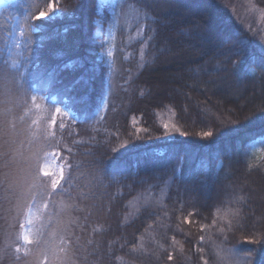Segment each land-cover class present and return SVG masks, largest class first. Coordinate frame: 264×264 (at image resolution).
I'll use <instances>...</instances> for the list:
<instances>
[{
  "label": "trees",
  "instance_id": "trees-1",
  "mask_svg": "<svg viewBox=\"0 0 264 264\" xmlns=\"http://www.w3.org/2000/svg\"><path fill=\"white\" fill-rule=\"evenodd\" d=\"M118 1L60 0L54 16L37 20L35 10L55 0H18L30 19L24 61L12 70L5 62L11 24L0 16V106L7 85L8 120L17 129L9 137L11 171H21L25 145L37 152L41 169L56 161L64 177L40 173L23 194L6 193L0 183V264L30 257L46 264L45 255L58 264L64 253L71 264H181L170 245L158 261L143 244L163 228L167 244L176 237L198 264L200 254L207 256L205 224L221 242L252 255L253 264H264V166L226 175L231 161H244L264 141V51L221 0ZM129 3L149 16L121 85L109 91L99 30L113 26L119 41ZM58 106L71 116L55 120ZM167 111L178 128L173 138L161 122ZM102 112L113 122L97 128ZM28 167L35 173L36 159ZM5 171L0 167V182ZM53 178L60 180L56 189ZM165 188L163 204L134 207ZM236 201L240 218L214 228L217 212ZM29 224L30 239L44 241L40 247L23 239Z\"/></svg>",
  "mask_w": 264,
  "mask_h": 264
},
{
  "label": "rangeland",
  "instance_id": "rangeland-1",
  "mask_svg": "<svg viewBox=\"0 0 264 264\" xmlns=\"http://www.w3.org/2000/svg\"><path fill=\"white\" fill-rule=\"evenodd\" d=\"M110 4H116L118 0H108ZM221 2L232 11L236 19L240 24L249 31L260 49L264 51V7L259 4L258 0H221ZM18 0H0V16H5L8 21H10V37L7 43V54H6V64L10 69H19L22 66L24 61V54L22 49L23 39L25 36L26 26L30 19L29 12L25 9L21 11V6L18 4ZM50 12L48 6L45 4L41 8L35 10L36 15H39V12ZM119 12V11H118ZM56 11L50 13L48 16H54ZM148 13L145 10L140 9L137 5L129 3L124 12L123 17V28L122 36L117 39L116 29L113 26L108 28L107 31H104L103 28L99 30V34L103 36V41L106 44L105 51L103 55L107 59V62L110 66V87L111 89L118 88V85H121V72L126 68L127 62L133 56V54L138 52L140 49V40L144 35L145 29V19L148 17ZM4 17V18H5ZM100 27L103 26V21L99 20ZM106 33V34H105ZM144 45V43L142 44ZM120 47V56L116 51L117 47ZM143 46H141L142 48ZM170 62V61H169ZM123 83V82H122ZM1 86V84H0ZM3 90L0 88V91ZM4 91V90H3ZM1 94V93H0ZM5 108L9 109L8 104L0 106L1 110ZM59 110V111H58ZM54 119L57 120L59 116H71V112L68 109H65L61 106L55 108L53 113ZM13 119L17 120V114L14 113ZM112 120L109 116H106L104 112L101 113V118L98 120L95 125L97 128L106 127L108 123L112 124ZM161 122L165 125L167 136L173 138L175 132L178 130L174 120L173 114L170 111L161 114ZM114 124V123H113ZM9 127L12 129V132L17 131L12 118L9 121ZM25 139L21 138V142L24 144ZM22 145V150H20V158L23 160V167L19 172V176H25L27 170L30 171L28 164L34 163L36 159L37 152L35 150H28L29 147H24ZM17 148H20L17 143ZM264 166V141L256 144L255 147L248 152L244 157V161H231L230 167L227 169V174L229 175L231 171H255L256 168ZM45 168L51 169L55 172L56 175L60 174L61 166H59L56 161L48 163ZM224 176L223 178H226ZM168 188L163 189L157 195H145L137 199L134 203V207L139 206V204L147 203L150 200L160 202L163 204L168 198ZM174 198H178V191L174 190ZM177 211V209H175ZM167 217L169 216L167 211H164ZM242 215L241 205L239 201H236V204L230 203L228 206L221 208L216 216L214 217L213 226L219 230L224 229L226 225H233L234 222L240 218ZM179 217V216H178ZM206 228L205 236L202 239L204 247L207 249V256L201 254L199 259H197L198 264H253L254 260L252 255L241 252L235 246L229 245L227 243L221 242L209 225H204ZM27 235L29 238L31 236V227L30 224L25 228L24 236ZM168 230L166 228L162 229L160 235L155 234L154 236L150 235L144 240V245H148L149 249H152L154 253V258L158 261L161 260L159 255L161 251L165 248L172 247L173 252L176 253L178 258H176L181 264H192V259L189 260L183 252V247L179 240L176 237H172V244H167L166 240L168 239ZM260 239V238H259ZM152 255L151 252L148 253ZM202 259V261H201ZM37 257H30L27 261V264H37ZM200 260V262L198 261ZM58 264H71V257L66 253L62 254L59 258ZM158 263V262H157ZM25 264V263H23ZM197 264V263H196Z\"/></svg>",
  "mask_w": 264,
  "mask_h": 264
},
{
  "label": "snow or ice",
  "instance_id": "snow-or-ice-1",
  "mask_svg": "<svg viewBox=\"0 0 264 264\" xmlns=\"http://www.w3.org/2000/svg\"><path fill=\"white\" fill-rule=\"evenodd\" d=\"M59 3H60V0H55V4L49 3L48 7L51 11L50 12H44V11L39 12V15L36 17V19L37 20L42 19L44 17H47L50 13L58 9H61V7L56 6V5H59ZM4 97L5 98L2 101V103L6 105L7 103H9V99H8L9 91H8L7 85H5ZM9 115H10V111L7 108H5L2 112H0V137H2L4 141L3 144H0V149H2L0 150V160L3 161L2 164H0V167L7 169V171L2 173L3 180L0 183L3 184L4 191L6 193L13 192L16 189H21V193L23 194L22 190H23L24 184H26L28 180L34 179L35 176L39 175L40 173H42L43 176H46V177H54L55 172L48 168L41 169L39 167V157L37 156L36 157L37 167H36L35 173H33L32 171L26 172L23 178V183L21 182V179L18 174L16 176L13 175L11 169L13 168L14 161L10 159L12 141L9 138L11 136L12 129L9 127V120H8ZM204 135L207 136V135H210V133H204ZM60 179L61 180L64 179L62 169L60 170ZM59 184H60V180L53 178L51 181V188L56 189L59 186ZM28 195H31V193H28ZM23 226L24 225H21V227ZM23 239L27 244L35 243L37 247H40L42 244H44V241L42 238L33 241L27 235H25ZM259 243H264V240L259 241ZM19 250L20 249L17 248V252H19ZM46 251H47L46 248L42 249L41 255H45ZM8 255H9V251H5L4 257H7ZM55 255L56 254L53 253V256ZM169 259H171V257H169ZM45 261H46V264H51V261L48 260L47 255H45ZM25 264H27V262H25Z\"/></svg>",
  "mask_w": 264,
  "mask_h": 264
}]
</instances>
